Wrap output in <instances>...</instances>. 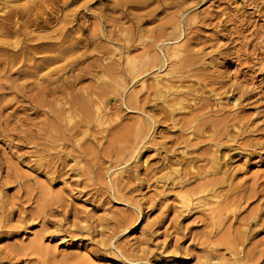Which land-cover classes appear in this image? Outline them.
<instances>
[{"label": "rangeland", "instance_id": "obj_1", "mask_svg": "<svg viewBox=\"0 0 264 264\" xmlns=\"http://www.w3.org/2000/svg\"><path fill=\"white\" fill-rule=\"evenodd\" d=\"M62 1L86 52L64 76L105 123L68 139L81 116L17 101L0 60V264H264V0Z\"/></svg>", "mask_w": 264, "mask_h": 264}, {"label": "bare ground", "instance_id": "obj_2", "mask_svg": "<svg viewBox=\"0 0 264 264\" xmlns=\"http://www.w3.org/2000/svg\"><path fill=\"white\" fill-rule=\"evenodd\" d=\"M56 1L59 0H52L50 3L54 5ZM69 1L73 2L74 0H63L62 2L67 7L69 6ZM153 2H158V7L166 3L165 0H119V2H114V6H119L120 4L127 6V3H136V7L143 8L145 5ZM44 3L50 4L49 0H28L25 3L22 0H0V36L2 37L0 38V52L4 51L7 54L6 56L4 53H0V60L8 66L11 65V68L20 62V65L16 68V72L22 76L23 81H15L16 85L12 86L15 88L17 101L28 99L31 106L37 109H44L46 106H49V109H45L44 112L52 117L53 123L57 122L58 118L68 119L69 121L75 116L74 114L81 116L72 127L67 128L65 135L71 140L77 135L76 133L81 132L79 131L81 124H84L88 128L93 121H96L98 125L105 123L104 115H101V112L102 105L104 104L103 99L107 93L103 88H101V91L93 88H77L76 82L81 76L80 73H74L69 77L64 76L66 72L73 71L74 67L86 55L85 51H80L82 38L76 35L75 31L78 27L74 28L77 24L79 12L77 9H69V12L66 13L62 9L61 14H59L57 10L50 11V7H43ZM36 10L39 12L36 13ZM53 12L55 13L53 14L55 19L60 22V25L51 32L50 15ZM121 14L128 15L129 13L122 8ZM32 15L37 17L32 20L26 19L27 16L31 17ZM113 17H110L109 20H113ZM177 36L174 39H177ZM173 47L175 51L172 54L176 56V54H179V46L176 44ZM162 49L164 48L162 47ZM2 56L5 57L1 58ZM129 60L131 61V59ZM58 61H62V64L53 69V64ZM160 61L163 65V59H160ZM158 64L160 65V63ZM103 68V75L105 71L107 73V69L109 72L111 69H115L112 65L106 64H104ZM139 73L141 71L137 74ZM159 92L162 93L163 91L160 90ZM60 95H63L62 97L65 100L62 101V104H56L55 101L59 99ZM176 98L174 99L176 100ZM178 102L180 105L182 100ZM140 124L141 122H139L138 127H135V133L138 138L140 135L143 134L144 136L145 134L143 133L145 130ZM74 127L76 129L71 132L70 130ZM136 147L131 146L135 152L138 148ZM132 154L135 153L133 152ZM182 197L184 200H189L185 195H182Z\"/></svg>", "mask_w": 264, "mask_h": 264}]
</instances>
